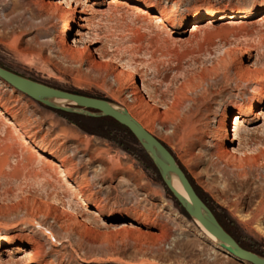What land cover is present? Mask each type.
I'll return each instance as SVG.
<instances>
[{
  "label": "rangeland",
  "instance_id": "obj_1",
  "mask_svg": "<svg viewBox=\"0 0 264 264\" xmlns=\"http://www.w3.org/2000/svg\"><path fill=\"white\" fill-rule=\"evenodd\" d=\"M20 1L0 0V65L110 100L146 120L225 229L264 256V0H139L136 7L125 0H86L92 10L75 46L96 41L94 60L89 52L68 54L59 47L72 43L79 14L33 18L31 0ZM235 6L246 11L219 19ZM147 7L173 23L156 26L141 11ZM210 9L214 25L204 26L207 16L192 20ZM229 19L241 22L226 25ZM65 26L73 31L62 36ZM20 47L32 51L20 53ZM121 64L133 78L124 74L120 85ZM133 81L143 99L131 95ZM252 100L260 103L257 117L247 115ZM239 109L234 142L241 150L226 166L212 145L221 143L220 120L231 129ZM0 112V264H26L27 253L34 256L29 264H242L187 214L126 127L73 121L1 79ZM185 115L201 130L192 149L176 134ZM48 159L63 166L71 187Z\"/></svg>",
  "mask_w": 264,
  "mask_h": 264
},
{
  "label": "water",
  "instance_id": "obj_2",
  "mask_svg": "<svg viewBox=\"0 0 264 264\" xmlns=\"http://www.w3.org/2000/svg\"><path fill=\"white\" fill-rule=\"evenodd\" d=\"M0 79L51 109L94 118L109 117L126 127L150 158L160 173L165 186L171 191L175 199L187 214L200 224L202 229L207 230L216 238V243L219 246L228 250L234 256L247 260L252 264H264L263 255L244 248L220 224L216 215L201 198L168 146L145 129L126 109L104 98L91 97L49 86L24 77L1 65ZM61 100L75 106L57 102ZM174 177L179 180L188 197L181 196L175 190L173 186Z\"/></svg>",
  "mask_w": 264,
  "mask_h": 264
},
{
  "label": "bare ground",
  "instance_id": "obj_3",
  "mask_svg": "<svg viewBox=\"0 0 264 264\" xmlns=\"http://www.w3.org/2000/svg\"><path fill=\"white\" fill-rule=\"evenodd\" d=\"M23 1L24 0H21L20 3H23ZM117 1L120 2V0H117ZM125 1L132 3L131 7L137 6V5H133V3L140 4L139 0H125ZM31 3L34 6L33 16H32L33 18L39 17L41 12H45L49 17H51L53 15L61 16V14L63 12H65L72 19L77 18V14H79V16H78V19H79L78 28L76 29V32H75V36H78L79 38L76 39L75 36L72 37V43L59 42V47L64 53H68V54H73L74 52H77L79 54H83L85 52H87V53L89 52L88 53V59L94 60L93 53L100 52V49H98V48L91 49V46H93V44H96V41L90 42L89 46L84 45L82 47V49L77 48L75 46L76 45L75 43L79 42L80 40H83V38H82L83 28L87 27L85 22L88 21L86 14H89L92 10L90 5L87 4L86 0H53V1L52 0H31ZM149 10L150 9L148 7L141 9V11L144 15H149L151 17L152 21L154 22V24H156V26H160L161 28H168V26H170L173 23V20L171 18L165 17V16L157 14V13L150 14ZM245 11H246V7H242V6H235V7H231L230 9H224L221 11L219 19H222L223 17L225 18L226 16H229V15H226L228 13L238 14V13L245 12ZM263 11H264V9H263ZM214 14H215V11L213 9L205 10L201 14H194V16L192 17V20L198 21V19H201V17L207 16L203 20L204 26L205 25L206 26H212V25H214L215 20L211 16ZM262 14L264 15V12ZM44 20L45 19H43L42 21H44ZM239 20H241V19H239ZM239 20L235 21V20L229 19V20H226L224 23H226V25H227V23L229 24V23L241 22ZM200 24L201 23L193 24V29H199L201 26ZM71 31H73V29H71L69 26H65L63 28V31H62V36L70 34ZM30 50L32 51V49L20 47L18 51L20 53H24L26 51L29 52ZM120 68L121 69H120V73L117 77V81L121 85L123 80H124V78L122 77L124 74L129 79L133 78V74L131 71H128L126 69L125 65L121 64ZM139 86L140 85L137 83V81H133L132 86L129 87L131 95H133L136 100L143 99L142 95L140 94L141 89ZM140 101L141 100H139V102ZM57 102L60 104L65 103V101H62V100L57 101ZM259 107H260L259 101L258 100H252L247 105V110L249 111V113H247V115H249V116L254 115L257 117V115H258L257 109H259ZM128 112L132 117H134L137 121H139V123L145 129H147L149 132L151 131V129L148 125V122L146 120H142L141 118H137L132 112H130V110ZM263 113H264V111H262V114ZM0 115H1V112H0ZM180 116L178 118L179 122L177 123L176 134H177V136H179L183 140V142L186 145H188L189 149H192V147L194 145V141L196 139L200 138L198 136V134L201 133V130L198 127V124H197L198 122L194 121L192 116H188V115H185L182 117H180ZM262 119L264 120V115L262 116ZM240 122H242V111L239 109V111L237 113H234L231 115V123H230L231 129L228 128L227 126H225V122L223 119L220 120L219 126L217 128L218 129L217 136H219L218 142H221V143H215L212 145V147L215 148L214 154H215V157L217 158V160L222 162V163L226 162L225 163L226 166H227V163H228V165L232 162L234 164V161L237 159V153L240 152V150H241L239 145H235V142H234L237 139L236 136H237V133L239 131V123ZM6 125L8 127L12 128L17 133L18 139H20L21 142H23L25 145L30 144V140L23 133H21L18 130L17 126L14 124V122L11 119L6 120ZM248 151H251V149L249 147H247V152ZM48 163L55 168V172L61 177L62 181L71 187L72 183L69 180L67 172L63 168V166L56 163L53 159H48ZM173 186H174L175 190L181 196H183L185 198L188 197L185 189L183 188V186L181 185V183L179 182V180L176 177L173 178ZM79 204L82 207H87V203L84 200H81ZM204 232L211 240L216 241V238L210 232H208L205 229H204ZM3 242H4L3 239H0V245L3 244ZM220 249H222L228 255L237 258V260H239L242 264H246V262H248L247 260L240 259V258L234 256L228 250L223 249V247H221ZM33 257L34 256L31 253H27L26 255H24V257H22V259L24 260V262L26 264H29V263H33Z\"/></svg>",
  "mask_w": 264,
  "mask_h": 264
},
{
  "label": "trees",
  "instance_id": "obj_4",
  "mask_svg": "<svg viewBox=\"0 0 264 264\" xmlns=\"http://www.w3.org/2000/svg\"><path fill=\"white\" fill-rule=\"evenodd\" d=\"M56 112L65 115L66 117H68L71 120L74 119L73 121H79V120L85 119V118L86 119H89V120H93L95 122L101 123L103 126L105 125L106 128L109 127V123L118 124V122H114L109 117L94 118V117H87L85 115H79V114H76V113H68V112H64V111H60V110H56ZM199 195L206 202V204L209 206V208L215 213V215H216L217 219L219 220L220 224L225 228L224 223H223L222 219L220 218V216L218 214H216V212L214 211V209L209 205V203L206 201V199L200 193H199ZM254 252H256V251H254ZM258 254H260V253H258Z\"/></svg>",
  "mask_w": 264,
  "mask_h": 264
}]
</instances>
